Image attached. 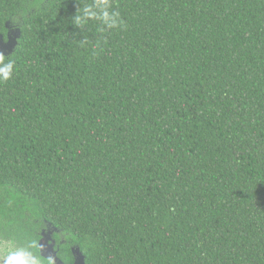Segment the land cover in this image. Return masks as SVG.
Returning a JSON list of instances; mask_svg holds the SVG:
<instances>
[{"label":"trees","instance_id":"obj_1","mask_svg":"<svg viewBox=\"0 0 264 264\" xmlns=\"http://www.w3.org/2000/svg\"><path fill=\"white\" fill-rule=\"evenodd\" d=\"M22 2L0 0V36L21 32L0 238L50 226L85 264H264V0H113L127 27L91 24L83 48L77 0H35L24 27Z\"/></svg>","mask_w":264,"mask_h":264},{"label":"clouds","instance_id":"obj_2","mask_svg":"<svg viewBox=\"0 0 264 264\" xmlns=\"http://www.w3.org/2000/svg\"><path fill=\"white\" fill-rule=\"evenodd\" d=\"M75 15L71 18V24L74 28L80 30L82 39L76 41L80 47H87L92 42L85 33L89 25L96 24L101 37L105 33L115 30H124L127 25L119 11L114 10L113 0H77ZM35 9H40V5L35 0H23L18 8V12L12 18L14 25L24 27L28 13ZM35 11V13H36ZM101 40H97L94 47L99 49ZM11 57L6 58L0 53V84L12 80L16 74V62ZM8 228L12 230V235L6 238H0V247L4 249V254L0 258V264H57L54 254L45 255L44 245L40 239L34 238L32 233L26 232L22 228H17L14 224H9ZM42 235L41 229H36ZM21 243H17V239Z\"/></svg>","mask_w":264,"mask_h":264},{"label":"water","instance_id":"obj_3","mask_svg":"<svg viewBox=\"0 0 264 264\" xmlns=\"http://www.w3.org/2000/svg\"><path fill=\"white\" fill-rule=\"evenodd\" d=\"M8 29V33L6 36V40L0 36V53H2L5 57L10 56L17 45V41L21 36V32L19 29ZM56 229L47 226L46 230L42 232L41 235V243L44 245L45 248V255H52L54 254L57 259V264H62L59 259L57 258V252L55 251V242L52 239L53 233H56ZM71 252L74 256V263L73 264H85L84 263V256L81 254L79 248H72Z\"/></svg>","mask_w":264,"mask_h":264},{"label":"flooded vegetation","instance_id":"obj_4","mask_svg":"<svg viewBox=\"0 0 264 264\" xmlns=\"http://www.w3.org/2000/svg\"><path fill=\"white\" fill-rule=\"evenodd\" d=\"M44 231V230H43ZM42 231V232H43ZM55 242V241H54ZM57 244L55 242V251L57 252V258L59 259V261L62 263V264H73L74 263V256L73 254L71 255V257H67V255H59L58 256V248H57ZM67 259H71V262H67Z\"/></svg>","mask_w":264,"mask_h":264},{"label":"rangeland","instance_id":"obj_5","mask_svg":"<svg viewBox=\"0 0 264 264\" xmlns=\"http://www.w3.org/2000/svg\"><path fill=\"white\" fill-rule=\"evenodd\" d=\"M3 254H4V250L2 247H0V258H2Z\"/></svg>","mask_w":264,"mask_h":264}]
</instances>
